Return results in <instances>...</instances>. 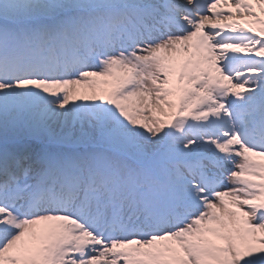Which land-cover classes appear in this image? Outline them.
I'll list each match as a JSON object with an SVG mask.
<instances>
[{
    "label": "snow or ice",
    "instance_id": "6c2138e0",
    "mask_svg": "<svg viewBox=\"0 0 264 264\" xmlns=\"http://www.w3.org/2000/svg\"><path fill=\"white\" fill-rule=\"evenodd\" d=\"M0 264H264V0H0Z\"/></svg>",
    "mask_w": 264,
    "mask_h": 264
}]
</instances>
